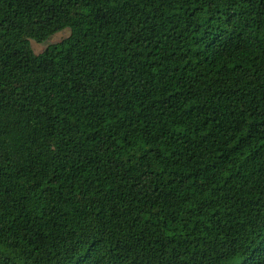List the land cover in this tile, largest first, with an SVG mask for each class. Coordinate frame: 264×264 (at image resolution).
<instances>
[{"label":"trees","instance_id":"trees-1","mask_svg":"<svg viewBox=\"0 0 264 264\" xmlns=\"http://www.w3.org/2000/svg\"><path fill=\"white\" fill-rule=\"evenodd\" d=\"M0 264H264V0H0Z\"/></svg>","mask_w":264,"mask_h":264},{"label":"rangeland","instance_id":"rangeland-1","mask_svg":"<svg viewBox=\"0 0 264 264\" xmlns=\"http://www.w3.org/2000/svg\"><path fill=\"white\" fill-rule=\"evenodd\" d=\"M69 35L68 31H64L54 37H52V39H50L48 42H46L45 44H37V43H33V47L34 50L36 52H42L43 49H45L47 46L51 45V44H55L60 42L61 40H63L64 38H66Z\"/></svg>","mask_w":264,"mask_h":264}]
</instances>
